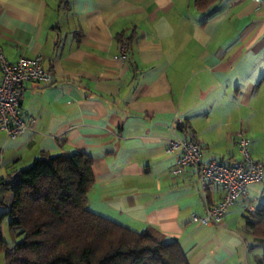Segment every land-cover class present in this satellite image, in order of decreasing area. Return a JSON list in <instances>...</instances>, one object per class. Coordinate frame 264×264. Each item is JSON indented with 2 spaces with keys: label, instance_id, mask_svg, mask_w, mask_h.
Wrapping results in <instances>:
<instances>
[{
  "label": "crops",
  "instance_id": "0c3cea01",
  "mask_svg": "<svg viewBox=\"0 0 264 264\" xmlns=\"http://www.w3.org/2000/svg\"><path fill=\"white\" fill-rule=\"evenodd\" d=\"M0 49L9 63L40 57L51 78L23 84L21 112L34 123L15 137L0 131V179L82 151L91 211L176 240L188 264H258L264 252L252 241L264 242L246 206L264 207V180L219 225L197 224L190 216L221 191L204 196L195 167L172 176L177 152L165 147L185 136L203 159L231 162L242 130L264 162V0H216L209 16L193 0H0Z\"/></svg>",
  "mask_w": 264,
  "mask_h": 264
},
{
  "label": "trees",
  "instance_id": "16d2710c",
  "mask_svg": "<svg viewBox=\"0 0 264 264\" xmlns=\"http://www.w3.org/2000/svg\"><path fill=\"white\" fill-rule=\"evenodd\" d=\"M215 2L193 0V5L209 16ZM93 183L92 159L78 150L35 158L1 178L0 223L8 218L13 238L8 247L0 230L4 264H188L176 240L91 211L87 194ZM251 217L253 237L264 241V207Z\"/></svg>",
  "mask_w": 264,
  "mask_h": 264
},
{
  "label": "built area",
  "instance_id": "2783aa9c",
  "mask_svg": "<svg viewBox=\"0 0 264 264\" xmlns=\"http://www.w3.org/2000/svg\"><path fill=\"white\" fill-rule=\"evenodd\" d=\"M127 43L121 40L120 59L126 57ZM0 131L8 137H15L33 127L34 119H26L21 112L20 98L23 84L28 81L50 82V73L43 66L40 57H21L9 63L0 49ZM239 157L231 162L218 158L203 159L200 145L183 137L169 139L165 147L167 153L177 152L175 162L169 172L172 176L183 175L187 168L195 167L197 178L204 192L209 186L218 188L221 197L215 203L205 199L204 213L192 214V222L201 225H219L226 211L235 205L245 194L247 186L264 180V162L252 158L249 139L239 130L235 135ZM206 198V197H205ZM257 209L246 206V214L253 216Z\"/></svg>",
  "mask_w": 264,
  "mask_h": 264
},
{
  "label": "rangeland",
  "instance_id": "374dc122",
  "mask_svg": "<svg viewBox=\"0 0 264 264\" xmlns=\"http://www.w3.org/2000/svg\"><path fill=\"white\" fill-rule=\"evenodd\" d=\"M250 149V148H249ZM2 233H3V237H4V240L7 244V246L9 247L11 244H12V241H13V238H12V235H11V232L9 231V227H8V224H7V221L5 220L4 223L2 224ZM248 239V237H246ZM255 241H252V247H260L259 250H261L262 252H264V244H258V243H253ZM261 242H264V241H261ZM0 264H4V261H3V258H2V254H0ZM262 264H264V259H262Z\"/></svg>",
  "mask_w": 264,
  "mask_h": 264
}]
</instances>
